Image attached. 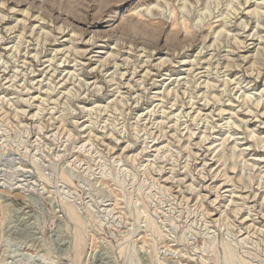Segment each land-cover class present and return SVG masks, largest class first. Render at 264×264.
<instances>
[{"label": "rangeland", "instance_id": "obj_1", "mask_svg": "<svg viewBox=\"0 0 264 264\" xmlns=\"http://www.w3.org/2000/svg\"><path fill=\"white\" fill-rule=\"evenodd\" d=\"M263 113L264 0H0V264H264Z\"/></svg>", "mask_w": 264, "mask_h": 264}, {"label": "bare ground", "instance_id": "obj_2", "mask_svg": "<svg viewBox=\"0 0 264 264\" xmlns=\"http://www.w3.org/2000/svg\"><path fill=\"white\" fill-rule=\"evenodd\" d=\"M246 3H247V1H246ZM258 7V6H257ZM256 8V7H255ZM260 12L259 10H257V8H256V10H254V12ZM230 18V17H229ZM2 19H4V18H2ZM244 27V26H243ZM247 27V26H246ZM237 38V37H236ZM263 38V37H262ZM216 42V41H215ZM245 43V41L244 40H239V41H237V45L239 46V47H244V44ZM233 50V49H232ZM106 61V60H105ZM257 61V60H256ZM106 63H107V61H106ZM165 63V62H164ZM163 63V65H165ZM105 64V63H104ZM254 64V63H253ZM258 64V63H257ZM255 65V64H254ZM231 66V65H230ZM149 72V71H148ZM211 85V84H210ZM213 85V84H212ZM209 87V86H208ZM146 90V89H145ZM53 92V91H52ZM176 97V96H175ZM213 100H217V97H214V95H213V98H212ZM220 99V98H219ZM210 100V99H209ZM209 100L207 101L208 103H207V105H205V106H208L209 104H210V102H209ZM29 101V100H28ZM219 101V100H218ZM218 101H216V102H218ZM194 104V103H193ZM195 105V104H194ZM192 107H193V105H192ZM212 107V106H211ZM251 110V109H250ZM225 112H226V110H224ZM223 111V112H224ZM253 112V111H252ZM256 114V113H255ZM264 114V113H263ZM259 116H260V114H259ZM202 121V120H201ZM246 122V121H245ZM263 123V122H262ZM234 124V123H233ZM191 135V134H190ZM192 136V135H191ZM209 136V135H208ZM250 137H251V135H250ZM252 138H255V136H253L252 135ZM191 139V138H190ZM231 139V138H230ZM264 143V142H263ZM203 146V145H202ZM198 147V146H197ZM212 147V146H211ZM199 148V147H198ZM201 149V148H200ZM210 151V150H209ZM255 168V167H254ZM226 181H227V179H226ZM250 186V185H249ZM236 210V209H235ZM236 212V211H235ZM236 214V213H235ZM237 216V215H236Z\"/></svg>", "mask_w": 264, "mask_h": 264}]
</instances>
